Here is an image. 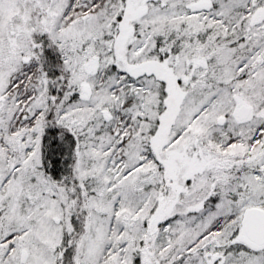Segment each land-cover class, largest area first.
Returning <instances> with one entry per match:
<instances>
[{"label": "snow or ice", "instance_id": "1", "mask_svg": "<svg viewBox=\"0 0 264 264\" xmlns=\"http://www.w3.org/2000/svg\"><path fill=\"white\" fill-rule=\"evenodd\" d=\"M0 264H264V0H0Z\"/></svg>", "mask_w": 264, "mask_h": 264}]
</instances>
